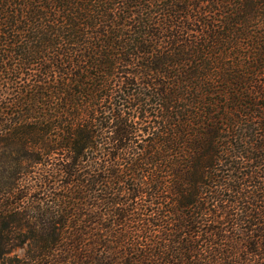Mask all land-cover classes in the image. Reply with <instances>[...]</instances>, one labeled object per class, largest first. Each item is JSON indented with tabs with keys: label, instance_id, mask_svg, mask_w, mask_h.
<instances>
[{
	"label": "trees",
	"instance_id": "obj_1",
	"mask_svg": "<svg viewBox=\"0 0 264 264\" xmlns=\"http://www.w3.org/2000/svg\"><path fill=\"white\" fill-rule=\"evenodd\" d=\"M0 264H264V0H0Z\"/></svg>",
	"mask_w": 264,
	"mask_h": 264
},
{
	"label": "rangeland",
	"instance_id": "obj_2",
	"mask_svg": "<svg viewBox=\"0 0 264 264\" xmlns=\"http://www.w3.org/2000/svg\"><path fill=\"white\" fill-rule=\"evenodd\" d=\"M16 253H17V254H20V253H21V251H20V250H18Z\"/></svg>",
	"mask_w": 264,
	"mask_h": 264
}]
</instances>
